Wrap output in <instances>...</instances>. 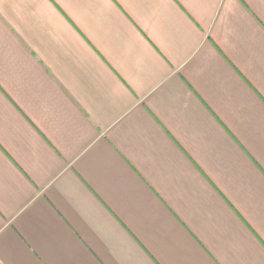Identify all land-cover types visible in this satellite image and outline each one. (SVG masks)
Returning <instances> with one entry per match:
<instances>
[{
  "label": "crops",
  "instance_id": "1",
  "mask_svg": "<svg viewBox=\"0 0 264 264\" xmlns=\"http://www.w3.org/2000/svg\"><path fill=\"white\" fill-rule=\"evenodd\" d=\"M0 264H264V0H0Z\"/></svg>",
  "mask_w": 264,
  "mask_h": 264
}]
</instances>
